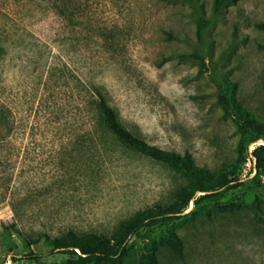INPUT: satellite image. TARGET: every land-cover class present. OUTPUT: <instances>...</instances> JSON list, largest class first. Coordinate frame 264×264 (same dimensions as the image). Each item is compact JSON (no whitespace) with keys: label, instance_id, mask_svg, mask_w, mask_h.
I'll return each mask as SVG.
<instances>
[{"label":"rangeland","instance_id":"374dc122","mask_svg":"<svg viewBox=\"0 0 264 264\" xmlns=\"http://www.w3.org/2000/svg\"><path fill=\"white\" fill-rule=\"evenodd\" d=\"M96 17L115 33L113 57L86 47L82 24L76 32L68 26L59 46L53 18L32 0H0V264L61 263L68 255L46 246L43 234L111 237L136 211L168 204L186 182L99 126L81 138L86 62L101 72L127 130L187 151L212 172L242 147L224 97L264 121V30L256 27L264 23V0L218 11L214 0H111ZM262 142L243 146L249 153ZM240 175L242 186L190 202L181 219L145 231L158 264H264V173L247 158ZM227 204L233 210L218 209ZM168 230L181 239L183 258L165 246ZM139 243L130 239L127 264H137ZM28 253L40 257L22 258Z\"/></svg>","mask_w":264,"mask_h":264},{"label":"trees","instance_id":"16d2710c","mask_svg":"<svg viewBox=\"0 0 264 264\" xmlns=\"http://www.w3.org/2000/svg\"><path fill=\"white\" fill-rule=\"evenodd\" d=\"M40 12L48 13L54 21L53 39L59 46L65 43V31L69 26L72 30L82 24L85 30L84 42L88 49L96 48L99 56L114 55V31L107 29L97 21L98 10L106 7L111 0H32ZM190 1V0H186ZM238 0H214L215 10H221L226 4ZM256 27L264 30V23H257ZM73 30V31H74ZM76 32V31H74ZM169 38H174L169 34ZM4 51L0 43V56ZM90 58L92 55L89 56ZM81 73V104L84 113V131L81 138L88 139L92 128L99 126L104 133H108L121 145L164 163L177 171L186 182L174 194L168 204H154L151 207L136 211L123 220L115 229L111 237L97 235L94 232L77 234L69 230L62 237L49 238L42 235L43 242L51 250L68 255L61 263L50 264H127L129 257V241L133 237L140 240L138 244L137 264H158L156 257L157 246L150 236L145 234L147 229L181 219L186 215L190 202L197 204L206 197H217L224 191L242 186L243 177L240 175L242 165L247 158L254 162V169L264 173V121L242 108L232 95L224 101L234 112L238 131L241 136L239 156L227 167L212 172L204 166L196 165L189 152L183 154L162 149L151 145L135 136L120 122L116 109L108 102L101 79V72L96 71L94 63L86 62ZM234 87V86H233ZM263 139L247 153L243 146L245 140L256 141ZM256 205L255 202L251 206ZM233 204L219 206L221 211L233 210ZM256 207L255 215L260 218L262 213ZM165 246L179 258H183L182 241L173 230H168ZM39 254L28 253L22 258L37 260Z\"/></svg>","mask_w":264,"mask_h":264},{"label":"water","instance_id":"95a60500","mask_svg":"<svg viewBox=\"0 0 264 264\" xmlns=\"http://www.w3.org/2000/svg\"><path fill=\"white\" fill-rule=\"evenodd\" d=\"M258 144H261V143H258Z\"/></svg>","mask_w":264,"mask_h":264}]
</instances>
